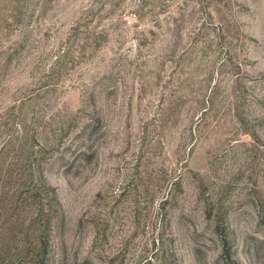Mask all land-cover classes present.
Listing matches in <instances>:
<instances>
[{
	"label": "rangeland",
	"instance_id": "374dc122",
	"mask_svg": "<svg viewBox=\"0 0 264 264\" xmlns=\"http://www.w3.org/2000/svg\"><path fill=\"white\" fill-rule=\"evenodd\" d=\"M19 130L56 155L39 264H264V0H0V148ZM21 207L0 264H35Z\"/></svg>",
	"mask_w": 264,
	"mask_h": 264
},
{
	"label": "trees",
	"instance_id": "16d2710c",
	"mask_svg": "<svg viewBox=\"0 0 264 264\" xmlns=\"http://www.w3.org/2000/svg\"><path fill=\"white\" fill-rule=\"evenodd\" d=\"M22 114L21 110L16 113L18 123L23 119ZM68 130H71V127H68ZM87 130L86 127L80 131L82 135L78 133L77 147L87 141L86 138H80ZM19 132L21 134L16 137L17 141L7 139L2 142V148H0V217L19 214L22 205H29L35 214L32 223L37 230L34 236L36 245L33 247L30 263H46L50 252L52 232L55 226L63 230L65 221L57 190L49 183L45 174V165L56 157L53 153L55 149L40 136L41 131L39 133L34 131L32 134L23 130ZM30 140H38L40 143L32 144L30 147L22 146L23 143L28 146ZM16 142L19 150L16 156L12 157L13 163L15 162L12 164L14 167L10 163L5 167L9 146H16ZM34 146L37 147L34 148ZM70 148L71 146L68 145L67 149ZM67 149L61 152L60 156L64 157ZM225 251L229 254L230 249L227 245ZM19 259L22 260L23 256L20 255Z\"/></svg>",
	"mask_w": 264,
	"mask_h": 264
}]
</instances>
